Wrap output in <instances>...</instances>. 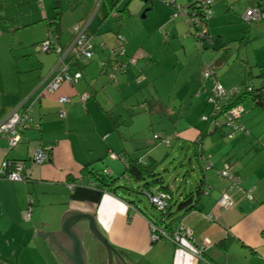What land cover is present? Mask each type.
I'll use <instances>...</instances> for the list:
<instances>
[{"label": "crops", "instance_id": "obj_1", "mask_svg": "<svg viewBox=\"0 0 264 264\" xmlns=\"http://www.w3.org/2000/svg\"><path fill=\"white\" fill-rule=\"evenodd\" d=\"M30 1L0 0V120L22 102L31 105L29 126L22 131L21 140L16 147L7 149L8 142L0 135V167L4 160L11 163L23 161V174L26 177V181L0 178V264H67L50 246L49 238H43L38 230H62V215L68 210L87 212L94 217L98 230L118 252L114 254L113 264H207L197 255L198 242L206 243L204 254L214 264H264V168L255 172L250 169L248 161L246 167L240 169L221 167L224 160L229 161L235 157L234 149H230V145L234 143V147H238L240 152L245 149L246 142L242 144L238 138L235 143L230 139L228 145L225 146L222 142L221 147L214 152H207L212 151V147L205 144L201 155L212 153L210 159L214 164L204 172V190L198 196L197 207L182 212L177 218L178 223L193 231L195 240L186 236L181 244L165 237L154 241L151 230V221L154 219L149 217H155L154 211L141 209L134 201L112 189V186L104 185L96 175L98 171L105 177L119 176L124 174L129 161L141 160L148 164L156 159L151 158L148 161L143 154L131 157L129 153L132 147L126 145L125 134L115 132L105 113L106 108L112 106L111 101L118 98L117 91L125 82L120 73L123 69L116 71L114 67L122 63H127V67L130 65L124 45L125 53L118 56L108 50V47L114 46L116 36L110 38L106 31H102L108 18L113 17L107 4L103 7L101 3L104 0H88L89 5L96 2L97 6L100 3L99 11L93 7L94 10L88 14L87 4L83 9L85 17L81 16L74 24H65L62 12L59 23L55 25V13L51 16L42 8L44 0L43 4L37 0L34 7L29 4ZM174 1L176 3L177 0ZM194 1L189 0L185 5ZM218 2L220 0H215L212 7L216 11L215 16L197 28L209 31L210 36L206 37L205 47L209 43L216 45L218 41L213 37L214 27H217L213 19L218 15ZM226 2L230 4L229 0ZM249 2L252 6L257 5L255 1ZM222 4L224 5L223 2ZM159 9L164 11L163 15H167V18L166 21L162 20L163 23L157 22L154 25L157 30L169 21L172 12L169 7ZM125 11L128 12V8ZM118 15L123 18L126 14ZM81 19L82 22L92 21L89 30L95 53L91 59L74 60L70 70H80L83 73L76 84L63 82L57 91L51 92L44 87L53 76L58 55L54 51L40 50L39 45L52 28L54 39L65 46ZM102 20L105 25L100 28ZM47 22L48 26L42 31L39 32V28L33 31L32 28L37 23L45 25ZM95 22L97 26L94 29ZM173 22L175 23V19ZM55 26L60 27V30ZM122 26L118 30L120 33ZM174 29L175 26L171 28L170 34ZM194 33L197 37V30ZM138 62L136 60L137 64ZM211 62L216 64L217 70L224 64L220 57ZM129 70L133 71L132 68ZM201 71L194 73L190 85H187L189 93L197 95L200 100L197 107L198 114L201 115V125L196 124L199 129L191 128L190 119L196 118L187 115L186 121H178L181 116L173 120L169 112V119L176 125L172 134L165 138L170 140V145L174 138L177 143L192 141L196 147L195 142L199 136L203 139L213 134L211 138L214 139L216 135L227 137L229 134L226 127H223V131L221 128L211 129L210 121L203 119V115H211L213 109L207 100L210 83L204 82ZM225 75L227 77L223 83L226 87H239L233 84L228 70ZM239 82L241 83L240 80ZM37 93H41V97L31 102V97ZM82 95L88 96L85 103L81 100ZM62 96H68L72 101L61 103ZM61 110L66 111L65 116L60 114ZM153 110L155 107L151 110L152 114L155 113ZM180 125L183 127L180 128ZM228 128L232 131L231 126ZM237 134L236 132L235 137L244 139ZM41 146L51 147L50 159L44 164H37L33 160L34 150ZM117 149L124 151L130 158L123 156L122 152H116ZM136 154L137 152L134 153ZM196 156L200 160L197 152ZM225 169L241 178L240 186L230 187L228 177L221 173ZM243 189L251 196L244 194ZM161 191L165 192V189H160L159 192ZM223 194L231 198V205L220 206L219 198ZM182 196L184 194L181 198ZM79 221L89 224L87 219ZM169 230L172 232L174 229ZM85 237L91 240V231H87L83 237L86 260L90 264ZM97 241L107 256L103 264H109L107 248Z\"/></svg>", "mask_w": 264, "mask_h": 264}, {"label": "rangeland", "instance_id": "obj_2", "mask_svg": "<svg viewBox=\"0 0 264 264\" xmlns=\"http://www.w3.org/2000/svg\"><path fill=\"white\" fill-rule=\"evenodd\" d=\"M104 1L101 5L104 7L107 4L113 17L108 18L106 26L102 20L100 28L104 26L102 31H106L108 37L116 36L114 46L108 47L109 52L117 56L124 54V45L128 51V59L133 57L139 61L138 64L131 62L128 67L123 68L122 72L120 71L125 79L124 86L117 91L118 98L111 101L112 106L105 110L115 132L125 134L126 145L132 147L130 156L135 157L143 154L148 161L151 158H156L154 160L158 162L157 170L163 177L162 182L170 187L174 196L181 197V195L196 189L199 181L204 177L205 171L196 156L197 148L194 146V142L178 141L177 143V140L173 138L171 145H167L164 139L168 134H172L176 126L175 122L169 119V112L172 114L173 120L181 116L178 121H186L187 115H190V118H196V120L190 119V126L199 129L202 120L201 115L198 114L197 106L200 100L197 95L189 93L187 85H190L194 73L201 69L204 80L210 61L220 57L224 64L217 70V74L221 76L219 80L226 87L223 80L227 77L225 71L228 70L233 84L239 86L236 91L240 97L236 105L241 103L244 105L239 114L240 124L244 126L238 127L237 135L244 139L232 135L234 132L226 124L224 127L226 130L228 129L229 133L227 137L216 135L212 139L213 134H209L198 142L204 147L205 144L212 147V151L207 150V152H214L221 147L222 142L226 146L231 140L237 143L239 138L242 144L246 142L245 149L238 152L239 148L234 147V143H232L233 147L230 145V149H234L235 157L229 161L224 160L221 167H228L231 170L240 169L246 167L248 161L250 169H254L255 172L262 171L264 168V105L257 104L253 97H249V94L256 92L254 87H259L263 78L261 74L264 72V23L262 21L248 22L245 17L247 11L254 7L250 5L249 1L258 3V0H229V5L226 0H220L217 9L218 18L216 16L214 19L217 20L213 19V23H217V27H214L213 37L218 41L216 45L209 43L207 47H205L206 44L199 45L196 34L186 17L178 14L173 18V14L177 10L175 4H170L166 0ZM188 1L177 0L176 4L184 6ZM59 2L61 11L63 9L65 24H74L75 20L77 22L81 16L84 14L86 16L83 9L88 4V0H59ZM36 3L37 0H31L29 4L34 7ZM95 4L96 2H93L92 5L88 4L87 13H90L93 7L99 11L100 3L97 6ZM57 5V0H44L42 8H45L49 15L53 16L55 13L57 16ZM151 6L153 9H148L145 12L147 15L143 16L145 9ZM159 7L172 8V12L169 21L161 24L162 26L157 30L154 25L157 22L163 23L162 20L166 21L167 18V15L164 16V11ZM125 8H128V12L125 11ZM215 12L213 9V16H215ZM121 13L122 15L126 14L125 17H119L118 14ZM89 22L91 28L92 21ZM46 25L48 26V22L45 25L37 23L32 29L36 31L39 28L40 32ZM93 26L95 29L97 23L95 22ZM121 26L123 34L118 31ZM174 26L175 29L170 34L171 28ZM90 32L88 26V34H91ZM224 51H226L225 54H223ZM129 68H132L133 71ZM153 107H155L154 114L151 112ZM223 116L224 114L219 111L217 115H213L209 119L217 121ZM181 127L183 126L180 125ZM155 134L160 138H155ZM143 139L144 145H142ZM238 144L240 143L238 142ZM143 146L146 147L143 148ZM116 152L124 153L118 149ZM135 152H137L136 155H134ZM207 152L205 154L207 158L203 155L204 159H208L213 165L214 162L210 159L213 155ZM123 156L130 158L126 153ZM231 174L236 175L233 172ZM106 179L112 189L118 190L122 196L134 201L145 211V208L154 211L155 217L152 215L150 217L155 221L160 220L161 211L152 205L141 182L124 174L113 178L106 176ZM227 180L231 185L232 179L227 178ZM84 243L90 264H103L107 256L101 244L92 236L91 240L89 237H85Z\"/></svg>", "mask_w": 264, "mask_h": 264}, {"label": "built area", "instance_id": "obj_3", "mask_svg": "<svg viewBox=\"0 0 264 264\" xmlns=\"http://www.w3.org/2000/svg\"><path fill=\"white\" fill-rule=\"evenodd\" d=\"M42 1V0H40ZM174 2L177 7L176 13L173 14V18L176 15L181 14L187 18L191 28L196 31L197 35L204 36L205 38L208 37V29L199 30L201 25H205L209 19L213 16V3L215 0H195L197 5L195 7H189L188 5H177L174 0H168ZM247 21L255 22V21H262L264 22V8L259 6H254L250 8L247 13L245 14ZM90 20L78 23L73 32V37L71 41L65 48L60 46H55V52L58 54V62L53 72V76L50 81L46 84L44 88L51 92L57 91L60 85L63 82H67L70 85H74L77 83L79 79L82 78L83 73L80 70L71 71L72 64L75 59H91L95 53V46L91 40V36L88 34V26L90 24ZM53 43L51 40H44L42 42L43 50H49L53 47ZM73 56L72 58H70ZM131 62H136V59L131 57ZM120 67V66H119ZM118 67L117 70L120 68ZM116 70V71H117ZM210 74L209 71L205 73V76L208 77ZM115 73H113V76ZM222 87H225L221 81L216 77L213 85V90H218ZM41 97V93H37L31 99L33 102L36 98ZM88 99L87 95H82L81 100L83 103ZM72 99L68 96H62L60 98L61 103H68L71 102ZM20 107H23L21 110ZM31 109L30 104H26L22 102L15 110H12L8 115L0 120V135L6 138L8 142L7 149H12L16 147L20 140H21V133L24 131L30 122V115L29 111ZM66 111L61 110L60 114L65 116ZM233 119L229 117V122L232 124ZM238 127V126H237ZM233 135V134H232ZM157 137V136H156ZM33 160L37 164H44L49 160L47 147H37L34 150ZM207 168H211L212 165L210 161L206 162ZM24 162L23 161H16L11 163L8 160H4L1 167H0V178L9 179L11 181H26V177L23 174L24 170ZM223 175L232 179V185L230 187H234L237 183L240 182V178L235 177L231 174L228 169H225L221 172ZM244 194L251 196V194L247 190H242ZM151 200L159 206L160 209H163L167 205V194L163 191L158 192L155 195L150 196ZM219 204L222 207L229 206L232 204L231 198L227 194H223V196L219 200ZM151 230H152V238L154 241L165 237L169 238L177 244L182 243L183 237H191L195 240L193 231L191 229L186 228L185 225L180 223V225L173 230L172 232H168L164 227H161L157 224L151 223ZM197 255L199 258L202 257V252L206 249V243H199Z\"/></svg>", "mask_w": 264, "mask_h": 264}, {"label": "trees", "instance_id": "obj_4", "mask_svg": "<svg viewBox=\"0 0 264 264\" xmlns=\"http://www.w3.org/2000/svg\"><path fill=\"white\" fill-rule=\"evenodd\" d=\"M166 1L168 3H170V4H174V2H172V1H168V0H166ZM57 3H58V5L56 7L57 16L55 15V20H54L55 25H57L59 23L58 20L61 18V15H62V11L60 9L61 6H60L59 0H57ZM196 5H197L196 1L188 4V6L191 7V8L195 7ZM255 6H259V7L264 8V0H258L257 5H255ZM125 10H127V8H125ZM78 23L80 24V23H82V21H80ZM52 26H53V24L51 23L50 27H52ZM56 29L60 30V27H56ZM52 31H53V29L51 28V31L49 32V34L47 35V37L44 40H47V39L51 40L52 43L54 44L53 47L51 49H49V50H46V51L43 50V48H42V42L44 41L43 40L40 43V45H39L40 50L45 51V52H49V51H54L55 52L54 48L57 45L62 47V48H65L68 45V43L71 41V39H72V37L74 35V34L72 35L71 39L68 41V43L65 46H62L54 39V37L51 34ZM73 32H74V30H73ZM89 35L91 36V34H89ZM207 36H210L209 32H208ZM197 37H198V43H199L200 46H201V44H206L207 40H206V38L204 36H200V35L198 36L197 35ZM72 57L73 56H71L70 58H72ZM128 62L131 63L130 59L128 60ZM118 66H120L119 67L120 69H123L124 67L127 66V63L126 64L122 63L121 65H118ZM207 71H209L210 74L208 75V77L204 76V82H209L210 86H209V91L207 93L208 97L207 96L206 97H207V100L212 105L213 112H212L211 115H205V116L211 117L213 115L214 116L217 115L219 113V111H220L216 107L215 103H213V101H211V98H212V94L214 93V90L212 89L213 85H214V81H215L216 77H218V79H221V76L217 74V67H216V64H214V62L210 63V67H209V69ZM261 75L263 76V78H262L260 86L259 87H255L256 88L255 89L256 92L253 93V94H250L249 97H253V99L257 102V104L264 105V72ZM226 102H228V100H226ZM228 120H229V117L227 115H224L222 117L220 126H216L215 121H213V122L211 121L212 122L211 123V126H212L211 129L217 130V128H219V127L223 128V124L222 123H227ZM229 126L232 127V132H234L232 134L236 135V132L238 131V127H240L239 126V122H232V124H230ZM229 136H231V135H229ZM201 138H202V136L201 137L199 136L198 140L201 141ZM195 143H196V148H197V155L200 158L199 161L202 164L203 170L207 171V170L210 169V168H207V164H206V162L209 161V160L208 159L205 160L203 154L201 155V152L204 151V147L202 145H200L199 142H195ZM166 144L170 145V141H169V143H166ZM47 151H48V156H49V159H50L51 147H47ZM206 158H207V156H206ZM157 169H158V162H156L155 160H154V162L151 161L148 164L145 163L144 161H141V160H132V161H129L127 163L124 175H127L130 178H133L137 182H141L143 184L144 192L149 194L150 201H151V197L150 196L157 194L160 191V189H163V190L165 189V193L167 194L168 197H167V205L163 209H160L157 204H155L154 202L151 201L152 205L155 208H157L158 210L161 211L160 220L159 221H155L154 220V221H151V222L154 223V224H157L159 226H163L164 229H166L168 232H170L169 229H171V230L174 229L175 230L180 225V223H178V219L177 218L179 217V215L182 212H186L188 210H191V209L197 207V201L199 199L198 196H200V193L203 192V190H204V182H205V180H204V178H202L199 181V183L196 186V189L194 191H191L189 193L184 194V196H182V198L180 196L176 197V196L173 195V191L170 189V187H168V186L163 184V182H162L163 177L160 175V172ZM92 172H93V170H92ZM96 175L99 176V179L101 180L102 183H104V185H106V186L110 185L111 186V184L108 183L109 181H107L106 177L103 176L100 172L97 171ZM234 176L240 178L237 174L234 175ZM108 177L109 178H113L115 176H113V175L111 176L110 175ZM240 183H241V178H240V182L237 183L235 186H240ZM156 185H159L160 187H158ZM243 190H246V189H243ZM128 200H130V199H128ZM145 213L148 214L147 212H145ZM149 217H150V215H149ZM173 226H175V227L172 228ZM204 253H205V250L202 252V257H201L202 261L207 263V264H212V262L205 256Z\"/></svg>", "mask_w": 264, "mask_h": 264}, {"label": "water", "instance_id": "obj_5", "mask_svg": "<svg viewBox=\"0 0 264 264\" xmlns=\"http://www.w3.org/2000/svg\"><path fill=\"white\" fill-rule=\"evenodd\" d=\"M148 9L149 8L145 9L143 16L146 15L145 12L148 11ZM118 67L119 66H116L114 69L117 70ZM146 194L149 196L148 193ZM80 219H87L89 224H82L81 221H79ZM61 226L62 230L44 231L39 229L38 233L43 236V238L46 236L49 238L50 246L67 264H89L86 260V253L83 246V237L87 231H91V236L94 240H99L104 244L109 253V264L114 263V254H118V252L109 240L98 230L92 215L78 210H68L62 215Z\"/></svg>", "mask_w": 264, "mask_h": 264}, {"label": "bare ground", "instance_id": "obj_6", "mask_svg": "<svg viewBox=\"0 0 264 264\" xmlns=\"http://www.w3.org/2000/svg\"><path fill=\"white\" fill-rule=\"evenodd\" d=\"M237 89H239V87H235V88L222 87L218 90H215L214 93L212 94L211 101H213V103H215L216 107L221 111V113H223L224 115H227L228 117H230L234 121L239 122V126L242 128L244 125L240 124L239 114H240V110H242V107H244V105L242 103L240 104L241 106L236 105L237 102L239 101V97H240L238 92L236 91ZM226 100H228V102H226ZM209 118L210 117H207L205 115L203 116V119H205V120L209 121L210 120ZM221 120H222V118L215 121L216 126L221 125ZM212 122L210 121V123H212ZM222 124L224 127L226 124L230 125V122L228 120L227 123H222ZM155 138H160V137L157 134H155ZM201 140H202V138H201ZM169 141H170L169 139H164L165 143H169ZM198 141L199 140L197 139L196 142H198Z\"/></svg>", "mask_w": 264, "mask_h": 264}, {"label": "clouds", "instance_id": "obj_7", "mask_svg": "<svg viewBox=\"0 0 264 264\" xmlns=\"http://www.w3.org/2000/svg\"><path fill=\"white\" fill-rule=\"evenodd\" d=\"M162 238H164V237H162Z\"/></svg>", "mask_w": 264, "mask_h": 264}]
</instances>
